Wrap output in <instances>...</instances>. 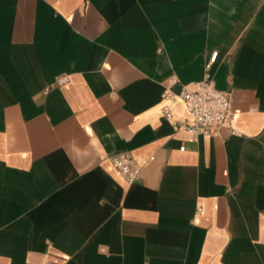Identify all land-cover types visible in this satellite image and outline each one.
<instances>
[{
	"label": "crops",
	"instance_id": "crops-1",
	"mask_svg": "<svg viewBox=\"0 0 264 264\" xmlns=\"http://www.w3.org/2000/svg\"><path fill=\"white\" fill-rule=\"evenodd\" d=\"M0 264H264V0H0Z\"/></svg>",
	"mask_w": 264,
	"mask_h": 264
},
{
	"label": "built area",
	"instance_id": "built-area-1",
	"mask_svg": "<svg viewBox=\"0 0 264 264\" xmlns=\"http://www.w3.org/2000/svg\"><path fill=\"white\" fill-rule=\"evenodd\" d=\"M217 55L218 52L212 53L206 73L201 81L183 85L178 95L171 90H167L163 94L164 99H173L178 96L186 104L193 117V123L186 126V129L195 134L218 135L224 127L230 126L234 120L230 93L217 89L209 72V68L215 62ZM163 112L167 118H171L170 108L167 105L164 106ZM113 166L129 183H134L142 170V166L126 154L115 156Z\"/></svg>",
	"mask_w": 264,
	"mask_h": 264
}]
</instances>
